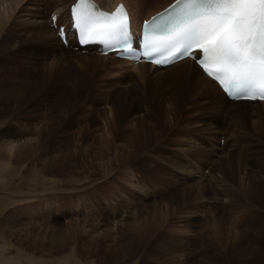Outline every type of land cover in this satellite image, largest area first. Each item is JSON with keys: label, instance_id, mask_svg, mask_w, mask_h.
Returning a JSON list of instances; mask_svg holds the SVG:
<instances>
[{"label": "bare ground", "instance_id": "bare-ground-1", "mask_svg": "<svg viewBox=\"0 0 264 264\" xmlns=\"http://www.w3.org/2000/svg\"><path fill=\"white\" fill-rule=\"evenodd\" d=\"M46 1L48 0H0V66L2 67L6 64L13 65L16 62H18V64L26 63L27 65L29 64V67H34L32 70L33 73L35 72L38 74L32 79L28 87L27 85L23 86L25 83L22 84V82L20 85L16 84L17 77L21 78V76L13 71L10 73L15 80L0 86V92L5 93L7 96L3 99V104L0 106V129H4L0 131V147L9 148L8 150L11 152L13 148V146H11V139L18 136H20V139L23 138V141L31 142L33 138L39 141L48 133L50 125L53 123L52 121L57 120L58 115L56 118L53 117V119L47 116L44 122L34 131L31 129L15 131L13 129V126L16 125V123L13 122L15 117L22 111H25L28 106L35 105L36 98L39 97V94H37L39 84H43L46 80L55 76L58 78V75H60L59 73L71 72L75 74L77 71L80 72V68L77 71L74 68L75 63L82 64L92 61L94 64L98 65L101 60H105L112 66L109 67L110 70L107 73H111V77L114 79L113 85L109 86L111 87L109 93L107 90V93H105V95L109 96V101H107L108 107L106 106V108H104V112H99L104 120L105 132L102 133L101 128L97 131L94 130L97 124L95 122L96 119L95 121L86 119L85 122L81 120L82 122L80 125L76 127V132L72 134L73 138L70 139L72 141L74 139L76 145L73 147V150H67V153H75L78 151L77 157L79 156L78 154L82 155V151H86L85 144L94 136L93 141L99 140V144H101L103 148L102 152H98L103 162L102 166H104L102 178L108 177L107 175L109 172L116 169V165L119 167L111 177L112 181L110 182L112 184L114 182L115 184L113 185L116 188L109 186L108 179L99 183V186L96 185L95 187L90 186L81 189L82 191L80 192L87 191L88 193L86 192L79 199L82 200L84 197H87L89 203L92 204L91 207L87 208L80 206L77 203L78 198L68 199L74 192L67 196L66 199H68L69 203L67 206L71 207V203L78 204L79 207H82L80 213L84 215L78 218L80 221L73 222L69 225H75V227L81 226L84 229L83 234L87 235L91 242L85 244L86 247L81 248V251L75 250L74 244L68 249L67 246L71 243L69 241L70 232L68 229L64 233L52 234L55 240L52 239L50 242V249L45 252L43 251L44 253L41 254V258L45 260V258L51 256V254L48 253L55 250L56 252L59 251L57 253H60V250H62V254L57 255V258H47L48 261L45 260L47 264H69L75 259L81 260L85 264H98L97 260L100 261V255H102L103 258L105 256L111 258L109 262L112 264H126L131 257L129 249L132 251L131 249H133V247L134 250L138 248L146 252V254L155 253L159 256L170 255L174 251L171 245H169V241L173 239L172 236L169 238L165 236V234H159L161 233L160 228H162V226L160 228H155L156 224L159 225L155 221V218H159V215L160 217L164 216L157 208L164 204L161 205L154 201L160 200L162 197L164 198L163 195L165 191L163 189L167 188L159 186L157 183L172 184V181H174L177 187H185V190L181 191V197L189 193L191 196L187 202H189V205L195 202L193 205H197L195 209L196 212L200 210L199 208L201 206L202 210L204 209L203 200L205 199V212L200 214V218L197 221V223H199V228L202 223L201 221L211 213L213 204L218 201L220 196L226 198L230 202L235 201L238 207L244 209L252 203L259 200L261 201L264 197V102L250 103L229 101L217 86L208 80L190 60H182L166 68H155L148 64L134 66L127 61L115 59L113 55L105 57H98V54H94L92 57L81 56L79 51L72 50L74 45L71 33L66 35L67 46L64 47L49 28L50 21H48V25L45 24L47 28L42 24L44 11H47ZM50 1L54 2L52 7L58 9L60 0ZM55 1H58V4ZM72 1L73 0H69L58 10H52L51 13L57 15L56 25L66 20V7ZM95 1L100 6L108 7L109 9H112L118 2L124 3L130 13L133 28H139L142 20H147L150 16L161 11L174 0H170L162 5L159 4L160 6L154 8V10H147L145 16L140 18L134 15L135 13L133 12L135 11H132V6L130 5V7L125 0ZM39 5L41 7H39ZM19 51L20 53L29 54L34 60H22L19 54H17ZM50 53H52V55L47 66L44 68L42 64L46 62L47 59L45 58H48ZM85 55L90 56L93 54L86 53ZM39 59L42 60L38 62L37 60ZM127 69H129V71H127ZM13 87H15V89L11 90ZM26 88L29 89L27 90ZM76 91L77 88L73 85L70 94L64 93L61 96L62 101L56 104V106L60 107V113L64 112L63 110L65 107H68V105L73 106L71 104H74L73 102H75V99L79 98ZM142 91H144V95ZM101 99L104 98L102 97ZM103 103H105V101ZM147 103H149V107L146 106ZM245 107H247L250 112H247L244 109ZM159 108L163 109L162 116L158 115ZM191 108L195 109L199 116L198 120L195 118L189 120V124L194 125L195 128H193L191 132H185L186 134H183V138L188 142H184V140L175 141L171 144L163 143L164 145L162 146H154L149 143L151 136L157 135L158 132L153 133L149 125V123L153 121L150 119L152 115H149L147 121L144 119L146 113H150L148 110L153 111L154 115L156 114L158 116H156L157 118L155 120L158 125L161 123V120H163V123L166 124L177 126L183 124L184 126L188 123V120L184 119L183 111ZM208 121H213V123ZM123 122L125 123V129H122V131L124 130V134L122 131H120V134L119 130H121L122 127L120 128L119 126H121L120 124ZM198 126H202L200 131L197 128ZM92 131L99 132V134L96 136ZM220 139L223 140L222 145L220 144ZM55 141L58 147L56 146L48 149L56 150V153H47L51 156L46 164H43L46 165V168L43 167L45 171H49L50 169L56 172L57 169H55L54 166L59 164L62 157H65V152H61L60 150L63 149L60 142L61 140L56 138ZM157 143L159 142L157 141ZM81 145H83V148H81ZM168 153H170V155ZM7 156L9 155L4 154V156L0 158V171L8 167L7 160H10V157ZM223 156L239 159V164H243L244 167L243 174L239 168L228 164V162H230L228 159H220ZM19 159L18 156L16 160ZM70 159L75 161L72 157H70ZM3 160H5L6 163H4ZM158 163L161 167L156 165ZM49 164L50 168L48 167ZM218 164L221 167L222 175L217 176L218 179H216L215 175L212 176V171ZM222 164L233 167L232 170L226 168L228 176L238 180L232 186H230L229 182L223 184L224 173ZM240 168L242 169V167ZM142 173H150L151 176L143 177L141 175ZM51 174L53 173L51 172ZM122 174L128 178L130 177V180L134 182L131 186L136 190V192H134L137 196L135 201L138 202V205L142 204L144 200L150 199V192L157 193V197H153L154 194H152L153 199L149 203V205H152L145 209V211L139 213L137 210H129L131 212H129L130 215L132 214L133 216V220L130 221L131 224L129 223V226H131L128 232L129 234L127 233L128 235L126 233H114L115 235L112 236L109 231L106 234V231L101 230V228H106L107 226V221L105 220H107L108 211L104 214L105 209L115 214L112 220L117 217L119 212L127 210L126 205L120 202L117 196H114L115 192H121V190L126 187L123 186L122 177H118ZM135 179L138 180L136 181ZM126 183L124 184L126 185ZM141 183L153 187V189L148 190L149 187L145 189ZM55 198H51V201L56 200ZM209 199L212 200L211 206H208V204L210 205V202H208ZM101 200L103 203H100ZM240 200L242 202L237 203ZM58 201L59 199L56 202ZM182 202L183 201L179 200L178 195L175 196L173 194L172 201L166 207V213L176 212ZM2 203L3 201L1 199L0 206ZM123 206L124 209L120 211ZM45 211L44 209V218L50 219L51 210L47 208V212ZM206 212L208 213L206 214ZM251 214H253V212ZM46 215H48V217H45ZM241 217L243 216L239 217V221H243L247 218ZM176 218H181V216ZM234 218H236V216L231 219ZM97 219L99 220L98 222H96ZM101 219L103 220L101 221ZM129 219L130 218H127L128 221ZM213 219L218 221L215 214ZM56 220L59 221V219ZM57 223H53L56 225L48 226L56 229L58 226ZM220 223L221 222H219L218 225V231H220ZM250 230H252V228H250ZM1 233L4 235V231ZM72 233H74V230L71 231V234ZM231 233L230 235H225L221 232L220 234L214 231L208 232L205 236H210L213 248L209 247L212 243H207V241L202 238L200 250L204 252L210 260V256L212 255L214 258L212 261H216L218 264H225L224 259H229L232 264H264V228L261 230L260 234H254L252 232L253 234L238 236V231L236 230ZM94 239L97 242L96 245L93 241ZM98 239H101L100 242L97 241ZM42 243H45V241ZM178 243H184V239ZM191 244L194 248L195 242L193 241ZM186 245H188L187 241H185V246ZM100 247L103 249L99 252ZM126 249L127 253H125ZM180 252L182 253L181 255L184 256V250L182 249ZM85 253L88 254V258L83 256ZM87 259L91 261L89 262ZM171 263L182 264L180 262Z\"/></svg>", "mask_w": 264, "mask_h": 264}, {"label": "rangeland", "instance_id": "rangeland-1", "mask_svg": "<svg viewBox=\"0 0 264 264\" xmlns=\"http://www.w3.org/2000/svg\"><path fill=\"white\" fill-rule=\"evenodd\" d=\"M58 1H55V2H57L58 4ZM68 1L69 0H60L58 4L59 6L58 9L61 8L63 5H65ZM125 1L129 4V6L130 5L132 6L130 7L131 9L133 8L132 11H135L133 12L135 13L134 15L140 18V17L145 16V13L147 10H150V9L154 10V8H157L158 6L165 4L170 0H125ZM46 3H47V6H46L47 11H44V18L42 20L43 25L45 24L48 25V15L52 12V10L53 11L58 10L57 8L52 7V4L54 2L48 0L46 1ZM39 7L41 6L39 5ZM49 27L51 28L50 25ZM17 54H19V57H21L22 60H25V61L26 59L27 61L34 60L27 53H20L19 51V53L17 52ZM51 55L52 53H50L48 58H45L47 60L46 62H44V64H42V67L45 68L47 66ZM80 55L86 56V57L94 56V54L89 56V55H85L81 53ZM12 59H17V58H12ZM41 60L42 59H39L37 61L40 62ZM82 64H78V63L74 64V68L76 69V71L79 70L80 68L81 70L80 72L77 71L75 74L71 72H65L63 74L59 73L60 75H58V78L57 76H55L53 78H49L43 84H39L38 90H37L38 92L37 94H39V97L36 98L35 105L28 106V108H26L25 111H22L19 115H17L15 117V120L13 121L16 123V125L13 126V129L15 131L17 130L20 131L24 129H27V130L31 129L32 131H34L37 127L40 126L42 122H44L45 117L48 116V118L52 117L53 119V117L56 118L58 115L57 120L56 121L53 120L52 125H50L49 131L50 130L51 131L50 132L48 131L46 136L43 139H40L39 141H37L36 138H33L31 139V142H28V141H23V138L20 139V136L14 137L13 139H11V143L13 144V145L11 144V146H13V148L11 149V152L8 150L9 148L0 147V158L4 156V154L9 155L7 157H10V160L6 159L8 167L0 171V200L2 199L3 201L2 205L0 206V211H1L0 213V264H47L46 262L48 261L47 258L49 259H52L54 257L57 258L56 257L57 255L62 254L61 253L62 250H60V253H57L59 251L56 252L55 250L53 252L50 251L51 253H48V254H51V256L45 258L46 261L43 258H41V254H43L45 251H48L50 249V242L52 241V239L55 240V237H53L52 234L64 233L67 229L70 232L69 241L71 242L67 246L68 249H70L71 245L74 244L75 250L81 251V248H85L86 247L85 244L90 243L91 240L89 239L87 235L83 234L84 229L81 226H77L78 227L77 228L75 227V225L74 226L69 225L73 222L80 221V219L78 218L80 216H84L83 213H80L82 211V207H79L78 204L80 206H84L87 208L91 207L92 205L91 203H89V200H87V197H84L82 200L79 199L82 195H84L87 192V191L80 192L82 191L81 189H85L86 187H90V186L92 187H95L96 185L99 186V183H101L104 180H108V179H109L108 181L109 186L112 188L113 187L116 188L113 185L115 183L113 182L112 184L110 182L112 181L111 177L114 175L116 170L119 169V167L116 165V169L114 168L115 170L109 172V174L107 175L108 177L102 178L104 166H102L103 162L101 161L100 159L101 156L98 155V152H102L103 148H102V145L99 144L100 142L99 140L93 141L94 136H92V134H91L92 137L90 136L91 137L90 141L85 144L86 151H82V155L78 154L79 156L77 157L78 151H76L75 153H72V152L67 153V150L68 151L73 150V147L76 145V142H74L75 140L73 139L72 141L70 139L73 138L72 134L76 132L77 130L76 127L80 125V123L82 122L81 120L85 122L86 119L93 120V121H95L96 119L95 122L97 124L95 126L96 129L94 128V130L97 131L98 129L100 130L101 128L102 133L105 132L104 123H103L104 120H103V117L100 115V113L104 112V108H106L107 103H108L107 101H109L108 100L109 96L105 95V93H107V91L109 93V90L111 89V87L109 86H112L114 82L113 77H111L112 74L107 73L110 70L109 67H112V66L109 65L108 62H106L105 60H101L98 65L94 64L92 61H88ZM83 67L86 69H84ZM33 68H34L33 66L29 67V64L28 65L26 63L18 64V62H16L13 65L6 64L5 66H2L0 68V86L3 85L4 83L12 82L13 80H15V78L13 79V76L11 75V73L14 71L17 73V75L21 76V78L17 77L16 84L20 85V83L22 82V84L25 83L23 84V86L27 85L29 87V83L32 82V79L35 76L38 75L35 72L33 73L32 71ZM127 71H129V69H127ZM107 77L108 78L110 77V78L108 79ZM73 85H75L77 88L76 94L79 95V98H76L75 102H73L75 105L74 104H71L73 106L68 105V107H65V109L63 110L64 112L60 113L59 112L60 107L56 106V104L62 101L61 96L64 93L66 94L71 93L73 89ZM12 89L14 90L15 87L11 88V90ZM26 89L28 90L29 88H26ZM142 93L144 95V91H142ZM0 95H1L0 96V106H1V104H3V101H4L3 99H5L7 96L5 93H2V92H0ZM102 97L104 99H101ZM104 101L105 103H103ZM146 106L149 107V103H147ZM244 109L247 112H250V110L247 107H245ZM148 111H150V113L149 112L146 113L144 117V119H146L145 121H147L149 115H152L150 116L151 117L150 119L151 121L153 120L155 122L158 116L156 114L154 115L153 111L151 110H148ZM158 111H159L158 115L162 116L163 109L159 108ZM196 113L197 111L193 108L183 111L184 119L188 120V123H186L184 126L183 124L178 125V126L166 124V123H163V120H161V123H159V125L157 124V122H155L154 124L153 121L151 123H149L150 122L149 121L148 123L153 133L158 132L157 135L151 136L149 143L151 145L153 144L154 146L155 145L162 146L164 144H171L175 141L184 140V142H188L183 137L186 134L185 132H191L193 128H195L194 125L189 124V120L194 119V118L198 120L199 114L198 113L196 114ZM52 115H55V116H52ZM208 122L213 123V121H208ZM120 125L121 126L119 127L120 128L122 127V128L121 130H119V132L122 131V129H125L124 122L121 123ZM197 128L200 131L202 129V126H198ZM3 130L4 129H0V131H3ZM101 131H100V134H101ZM122 133L124 134V130L122 131ZM93 134L97 136L99 132H93ZM56 138L61 140L60 142H61L63 149H60V150L61 152H65L64 153L65 157H62L60 159L59 164H56L54 166V168L57 169L56 172L51 171L50 169L49 171H45L43 167L46 168V165H43V164H46L47 160L51 156V155H48L47 153H51V152L56 153V150H48L50 148L57 146L56 141H55ZM157 141L159 143H157ZM220 144L221 145L223 144L222 139H220ZM81 146H82L81 148H83V145ZM168 154L170 155V153ZM18 156L20 159L16 160ZM70 157H72L75 161L71 160ZM223 158L228 159V161H230L228 162V164L239 168L243 174L244 167H243V164H239V161H240L239 159L233 158V157L227 158L225 156L221 157L220 159H223ZM3 162L6 163L5 160H3ZM156 165L160 166L159 163ZM48 167L50 168V164ZM240 167H242V169ZM226 168H230L231 170L233 169V167H230L227 164H222V170L224 173L223 184H227L229 182L230 186H232L238 180L233 179L230 176H228V174L226 173ZM51 172L53 174H51ZM123 175L124 174L118 177L119 178L122 177L121 179L123 181V186H126V187L123 190H121V192H115L114 196L115 197L117 196L119 201L126 205L127 210L119 212L117 214V217H115L113 220L112 218L115 216V214H112L111 211L108 209H105L104 211V214L107 213L108 211V217H107V220H105L107 221V224H106L107 226L106 228L102 227L101 230L106 231V234L109 231V233H111L112 236H114L117 233L127 234L131 226V225L129 226V223L130 221L133 220L132 219L133 216L132 214L130 215L131 213L130 211L137 210L139 213L142 211H145V209L149 208V206L152 205V204L149 205V203L152 201L153 197H157V193L150 192L151 194L150 199L144 200L142 204L138 205V202L135 201L137 196L134 192H136V190L131 186L134 182L130 180V177L128 178ZM141 175L143 177L151 176L150 173L149 174L142 173ZM213 175L216 176V179H218L217 176L222 175L221 167L219 166V164L212 171V176ZM126 180H127V183H126ZM135 180L137 181L138 179H135ZM124 183H126V185ZM141 185H143L145 189H147L148 187H149L148 190L153 189V187L146 186L142 183ZM157 185L167 187V188L163 189L165 191L164 195L161 194L164 196V198L162 197L160 200L158 199L154 201V202L160 203L161 205L164 204L163 206L157 208L160 211V213L164 214V216L160 217L159 215V218H155V221L159 224V225L156 224L155 228H160L162 226V228H160L161 233L159 234H162V235L165 234V236L169 238H171L172 236L173 239L169 241V245H171V248L174 249V251L170 255L159 256V255H156L155 253L146 254V252L141 251V249H138V248H136L137 250H134V247H133V249H131L132 251H130L129 249V254H131L130 255L131 257L129 258L126 264H173L171 262H180L182 264H218L216 261H212L214 260L212 255L210 256L211 258L210 260L207 258L206 254L200 250V243L202 242L201 241L202 238L205 239L207 243H212L210 236L209 237L205 236L208 232L214 231V232H217V234H220L221 232L222 234L230 235L232 234L231 232L236 230L238 231V236H242L245 234L246 235L251 234L252 232L254 234H260L261 230H263L264 228V215H263L264 214L263 213L264 212V201H263L264 197L263 196H262L263 198L261 199V201L259 200L255 203H252L250 206H248L249 205L248 204L247 205L248 207H245V209L242 207H238L235 201L230 202L226 198L220 196L218 201L213 204V209L211 213L208 214L206 218L201 221L202 223L199 228V223H197V221L200 218L199 217L200 214L205 212V208H206L205 199L203 200L204 209L202 210V206L201 207L198 206L200 207L199 208L200 210L197 211L198 212L197 213L195 210L197 205H193L195 204V202L190 203V205H189V202H187L190 199L191 195H189L188 193V195H184L183 197H181V191L185 190V187H182V188L177 187L174 181H172V184L157 183ZM72 192L74 193L71 194L68 199L71 200L73 198H78L77 200L78 204L71 203V207L70 206L68 207L67 204L69 205V203H68V199L66 198ZM152 194H154V196ZM173 194L175 196L178 195L179 200L183 202L180 204V207L177 208L176 212L168 214L166 213V207L172 201ZM53 197L54 198L56 197L55 198L56 200L51 201V198ZM58 199L59 201L56 202ZM208 202H210V205L208 204V206H211L212 200L209 199ZM241 202L242 201L240 200L237 203H241ZM100 203H103V201L101 200ZM47 208L51 210L50 219L44 218L43 210L45 209L46 210L45 212H47ZM122 209H124V206L120 209V211ZM249 211L251 213L253 212V214H251ZM244 212L246 214L249 212L251 214V218H250L249 213L246 215ZM207 213L208 212H206V214ZM242 213H244L245 215L244 214L241 215ZM257 213L258 215L260 214L261 215L258 216ZM214 214L217 217L218 221L213 219ZM179 216H181V218H176ZM235 216L236 218L231 219L232 217H235ZM240 216H243L241 218H245V217L247 218L249 217V218L245 219L247 221L245 220L239 221ZM45 217H48V215H46ZM254 217L256 220L254 219ZM127 218H130L129 221L127 220ZM56 219H59V221H57ZM102 220L103 219H101V221ZM98 221L99 220L97 219L96 222ZM219 222H221L220 231H218ZM53 223L58 224L56 229L54 227L53 228L49 227L50 225H56ZM58 228L60 229L57 230ZM226 228L229 230H227ZM250 228H252V230H250ZM73 230H74V233L71 234V231ZM2 231H4V235L3 233H1ZM183 239H184V243H178L179 241ZM100 240L101 239H98L97 241L100 242ZM44 241L45 243H42ZM93 241L96 245L97 244L96 240L94 239ZM185 241H187V244H188L186 246H185ZM193 241L195 242L194 248L191 244ZM209 247L213 248V243L210 244ZM102 249L103 248L100 247L99 252ZM182 249L184 250V253H185L184 256H182L181 255L182 253L180 252ZM125 253H127V249L125 250ZM83 256L88 258V254L86 253ZM104 258L102 257V255H100V261L102 262L97 260V263L98 264H112L111 262H109L111 261V258L107 256H105ZM87 260H89V262L91 261L90 259H87ZM228 260L229 259L227 260L224 259L225 264H232V262ZM83 263L84 262H82L81 260L75 259V260H72L71 263L69 264H83Z\"/></svg>", "mask_w": 264, "mask_h": 264}, {"label": "snow or ice", "instance_id": "snow-or-ice-1", "mask_svg": "<svg viewBox=\"0 0 264 264\" xmlns=\"http://www.w3.org/2000/svg\"><path fill=\"white\" fill-rule=\"evenodd\" d=\"M72 17L82 44L100 42L157 65L191 57L229 95L264 99V0H175L144 22L138 47L122 4L108 12L77 0Z\"/></svg>", "mask_w": 264, "mask_h": 264}]
</instances>
